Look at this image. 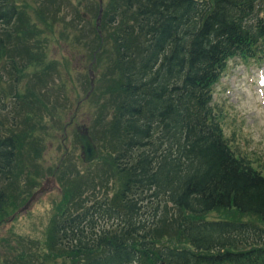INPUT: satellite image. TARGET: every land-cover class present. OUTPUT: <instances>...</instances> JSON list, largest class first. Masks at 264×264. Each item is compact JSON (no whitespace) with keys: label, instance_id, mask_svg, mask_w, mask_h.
<instances>
[{"label":"trees","instance_id":"16d2710c","mask_svg":"<svg viewBox=\"0 0 264 264\" xmlns=\"http://www.w3.org/2000/svg\"><path fill=\"white\" fill-rule=\"evenodd\" d=\"M122 1L106 22L125 13L132 25L122 21L113 33V66L98 96L100 111L111 115L112 195L83 208L85 190L62 186L46 251L26 249L17 262L264 264V169L231 149L212 105L228 60L264 53L261 0ZM19 14L0 0V64L8 55L16 71L33 52ZM41 59L35 53L29 62ZM20 149L0 114V221L21 203L9 191ZM26 169L18 175L33 186L38 171ZM214 211L227 213L208 218ZM95 214L109 223L98 224Z\"/></svg>","mask_w":264,"mask_h":264},{"label":"rangeland","instance_id":"374dc122","mask_svg":"<svg viewBox=\"0 0 264 264\" xmlns=\"http://www.w3.org/2000/svg\"><path fill=\"white\" fill-rule=\"evenodd\" d=\"M9 1L20 8L18 18L22 17L28 28L25 46L31 47V55L42 56L38 65L26 55L21 60L25 66H18L17 71L8 55L0 64V114L6 132L18 134L21 143L14 168L17 177L9 188L14 201L21 203L0 221V264H20L15 257L20 252L27 249L42 256L46 251L47 230L54 206L63 197L62 186L75 184L85 190L83 208L112 195L116 183L107 161L113 149L105 128L111 115L100 111L98 96L113 66V33H121L122 21L130 24L132 18L117 14L108 26L106 19L113 5H122V0H102L101 5L99 0ZM49 63L51 68L44 67ZM213 107L222 115L231 148L264 169V59L247 63L238 57L229 60L213 87ZM81 126L88 129L98 151L89 163L80 157L76 133ZM27 166L38 171L33 186L26 185L25 180L31 181L27 177L18 175L27 172ZM41 187L45 190L15 215ZM226 213L214 211L208 218H222ZM105 219L95 214L98 224H108ZM30 258L22 264H62V259L52 256Z\"/></svg>","mask_w":264,"mask_h":264},{"label":"water","instance_id":"95a60500","mask_svg":"<svg viewBox=\"0 0 264 264\" xmlns=\"http://www.w3.org/2000/svg\"><path fill=\"white\" fill-rule=\"evenodd\" d=\"M99 3L101 5L102 3V0H99ZM101 10L102 8L99 9V15L97 17V25L99 24L98 23V20L100 19V14H101ZM92 80H91V90L93 88L92 86ZM87 96V95H86ZM77 137H78V140L80 142V147H81V153H80V156L82 158V160L85 162V163H88V162H91L93 161L97 155H98V151H97V147L95 145V143L93 142L91 136L89 135L88 133V130L87 128L85 127H82L78 130V133H77ZM45 190V187H41L39 188L38 190H36L32 196L29 198V200L25 203V205H23V207H21L17 213L19 212H22L24 210H26V208L29 206V203L38 195L40 194L41 192H43Z\"/></svg>","mask_w":264,"mask_h":264}]
</instances>
